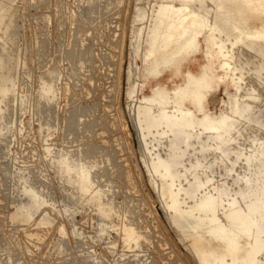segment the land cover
<instances>
[{
	"label": "rangeland",
	"instance_id": "1",
	"mask_svg": "<svg viewBox=\"0 0 264 264\" xmlns=\"http://www.w3.org/2000/svg\"><path fill=\"white\" fill-rule=\"evenodd\" d=\"M158 2L0 0V86L4 88L0 93V264H201L158 194L159 177L151 171V154L154 161L173 163L170 172L183 183L180 199L197 188L182 175L199 177V192L219 194L223 200L230 201L238 188L249 192L237 184L235 173L250 175L259 163L233 173L229 164L222 163L225 157L220 150L202 151L216 141L215 134L204 142L191 139L187 146L181 139L184 152L176 156L171 155L170 138L152 144L151 154L139 139L136 110L143 96L151 94V85L140 79L141 60L133 58L135 40ZM254 44L257 51L260 42ZM234 48L233 55L244 57L233 63L230 76L241 79L242 87L238 92L230 88L229 94L221 84L207 97L212 113L223 111L226 125L241 128L240 134L233 132L234 140L224 135L229 136L224 143L226 156L235 146L247 149L264 137V129L251 132L254 122L247 124L228 112L229 97H237L240 105L256 102L252 115L264 124V69L241 71L244 61L253 63L255 50ZM255 96L260 100L254 101ZM80 163L84 169L93 166V174L87 173L92 187L88 192L77 185L76 173L69 176L71 182L61 179L67 166ZM30 187L37 192L32 201L26 196ZM195 201L187 199L186 207ZM218 213L224 224L238 216ZM134 222L139 230H132L137 228L131 227ZM123 228L135 234L130 244L125 243ZM262 229L264 222L256 230ZM258 258L263 263L264 253Z\"/></svg>",
	"mask_w": 264,
	"mask_h": 264
},
{
	"label": "bare ground",
	"instance_id": "2",
	"mask_svg": "<svg viewBox=\"0 0 264 264\" xmlns=\"http://www.w3.org/2000/svg\"><path fill=\"white\" fill-rule=\"evenodd\" d=\"M159 1L152 5L151 14L149 13L150 16L145 27H142L138 32L133 57L141 60L140 68H142V72L140 79L143 80L144 84L148 83L151 85V90H149L151 94L143 96L139 101L141 104L136 110L135 116V122L139 128L138 136L140 138H138L142 140L145 151L151 154L149 150L151 145L155 142L160 144L163 141L162 138L166 137L173 140L172 144L170 143L168 146L172 148V151L174 150L173 152L171 151V155L176 156L178 153L184 152V146L191 139L196 141V138H200L204 142L211 136L210 134H215L216 141L212 145H205L202 148L203 153L209 147L210 149L216 148L220 150L225 157L222 156L224 158L222 163L229 164L233 173L234 170L235 172L238 170L237 168H251L253 164H259L252 170L250 175H247L246 172L235 173L237 175V184L246 186L249 192H242L238 188V192L234 193L230 201L225 200L226 198L223 200L219 194L213 195L206 191L199 192L198 190L201 187L198 180L199 177L196 176L197 180H195L185 175H182L185 182L189 179V182L195 183L197 188L191 193L190 197L180 199L179 186L183 183L181 179L174 177L173 172H170V169L174 166L173 163L171 161L165 162L161 158H156L157 160L154 161L151 154L149 158L151 171L159 177L158 194L166 205L168 212L172 214L174 227L181 233L183 238L188 240V246L199 263L263 264V259L259 260L258 256L264 253V229L262 231L256 229L258 226L260 228V225L262 226L264 222V137H260V135V139L254 140L247 149H237L235 146L229 156L224 155L227 154L224 147L226 138L234 136L235 133L234 135L232 134L235 131L240 134L241 131L239 129L241 128L235 126L236 124L226 125L227 119L223 111L219 114L212 113L208 109L209 101L207 97L211 90L219 88L221 84L224 85L225 90L229 94H231L229 92L230 88L234 92H238L242 87L241 79L233 78L232 74L230 76V72L234 68L233 63H239L244 57L240 54L233 55L232 49H235L234 47L240 45L246 46L250 50H255L253 47L256 44L254 43L260 42L258 49L256 48L257 51L253 52L255 53L252 58L253 63H249L250 61L248 62L247 60L244 61L245 66L240 67V70L244 72L246 68H251V71H255L258 67L264 69V0ZM144 16H142L143 19ZM226 44L230 45V47L228 48ZM1 81L2 75L0 76ZM134 88L132 86L130 92ZM3 91L4 88L0 86V93L2 94ZM247 91L245 92L248 93ZM248 94H246L247 97L251 96V94ZM236 99L238 98L234 96L227 98L230 101L228 112L231 115H237L239 119H244L247 124L254 122L251 132L257 133L263 130L264 124L255 122L256 118L252 115L256 109L254 107H257L258 104L255 105L256 102H254L243 104L245 105L243 106L239 104L240 100ZM253 99L254 101L260 100L258 96L253 97ZM261 102H264V100ZM236 121L238 120L236 119ZM189 128L196 132L193 134V132L188 131ZM243 131L245 132V130ZM226 134L229 136L224 138ZM149 137H153L154 141L150 140ZM155 137L157 138L154 139ZM181 139L184 144L182 147L180 144ZM231 139L234 140L235 136ZM179 145L180 148H178ZM80 164L75 167L67 166L66 173L65 175L63 174L64 176L62 175L61 179L71 182L72 179H69V176L76 173L77 185L82 186L83 190H85L84 192H88L92 187L89 186L90 179H88L89 175L87 173L92 171L93 166L88 165V168L84 169L82 167L83 163ZM76 168L77 171L74 170ZM211 180L210 177L208 181L211 182ZM229 181L231 183V180ZM17 185L19 186L21 183L18 182ZM99 187L101 188V186ZM28 189L26 191L27 198L30 201L35 200L37 197L36 190L33 187ZM101 191L104 192V190ZM99 193L101 194V192ZM250 194H253V197L247 199L246 196ZM201 195L205 197L201 199ZM189 198L196 201L186 207L187 199ZM101 203L107 202L101 200ZM112 203H110V206L113 205ZM101 207L103 209V206ZM111 207L115 209L113 206ZM219 210H223L226 217L233 214L238 216L234 217L235 219L230 221V223L224 224L222 221L220 222ZM135 223H131L133 224L131 227H134ZM123 229L125 243L130 244L135 238V234L127 228ZM133 229L137 230L138 227ZM251 235H253V238H251Z\"/></svg>",
	"mask_w": 264,
	"mask_h": 264
}]
</instances>
